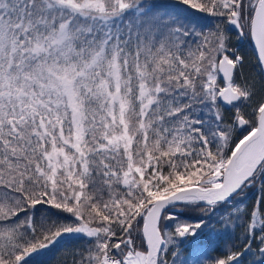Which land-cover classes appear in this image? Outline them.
<instances>
[{
  "label": "snow or ice",
  "instance_id": "6c2138e0",
  "mask_svg": "<svg viewBox=\"0 0 264 264\" xmlns=\"http://www.w3.org/2000/svg\"><path fill=\"white\" fill-rule=\"evenodd\" d=\"M264 264V0H0V264Z\"/></svg>",
  "mask_w": 264,
  "mask_h": 264
},
{
  "label": "trees",
  "instance_id": "16d2710c",
  "mask_svg": "<svg viewBox=\"0 0 264 264\" xmlns=\"http://www.w3.org/2000/svg\"><path fill=\"white\" fill-rule=\"evenodd\" d=\"M66 253L63 250L54 251L48 258V264H63Z\"/></svg>",
  "mask_w": 264,
  "mask_h": 264
}]
</instances>
